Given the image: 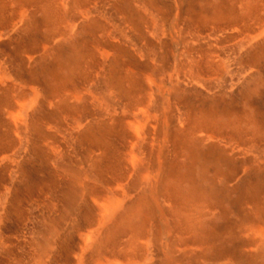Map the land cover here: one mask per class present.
I'll list each match as a JSON object with an SVG mask.
<instances>
[{"label": "rangeland", "instance_id": "rangeland-1", "mask_svg": "<svg viewBox=\"0 0 264 264\" xmlns=\"http://www.w3.org/2000/svg\"><path fill=\"white\" fill-rule=\"evenodd\" d=\"M127 263L264 264V0H0V264Z\"/></svg>", "mask_w": 264, "mask_h": 264}, {"label": "bare ground", "instance_id": "bare-ground-1", "mask_svg": "<svg viewBox=\"0 0 264 264\" xmlns=\"http://www.w3.org/2000/svg\"><path fill=\"white\" fill-rule=\"evenodd\" d=\"M243 15V14H242ZM212 138V137H211ZM190 139V138H189ZM193 139V138H192ZM187 144V143H186ZM185 150V149H184ZM183 153V152H182ZM190 155V154H189ZM196 157V155H195ZM198 159V158H197ZM135 161V160H134ZM141 164V163H140ZM162 166V165H161ZM133 168H134V165H133ZM162 168V167H161ZM176 169V168H175ZM168 170V169H167ZM168 172V171H167ZM154 173V172H153ZM149 175V174H148ZM154 175V174H153ZM152 175V176H153ZM179 175V174H178ZM160 176V175H159ZM151 178V177H150ZM183 179V178H182ZM187 179V178H186ZM150 180V179H149ZM179 180V179H178ZM163 182V181H162ZM173 182V181H172ZM164 184V183H163ZM178 186V185H177ZM173 188V187H172ZM176 190V189H175ZM183 192V191H182ZM191 192V191H190ZM193 193V192H192ZM181 196V195H180ZM112 203V202H111ZM108 207V206H107ZM112 207V206H111ZM114 208V207H113ZM107 210V209H106ZM114 210V209H113ZM105 212V211H104ZM104 214V213H103ZM82 257V256H81ZM80 262V261H79ZM128 264V263H127ZM134 264V263H133Z\"/></svg>", "mask_w": 264, "mask_h": 264}]
</instances>
